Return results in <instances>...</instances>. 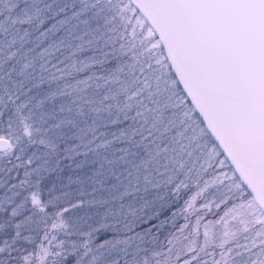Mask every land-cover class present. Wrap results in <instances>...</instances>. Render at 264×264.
<instances>
[{
  "label": "snow or ice",
  "instance_id": "1",
  "mask_svg": "<svg viewBox=\"0 0 264 264\" xmlns=\"http://www.w3.org/2000/svg\"><path fill=\"white\" fill-rule=\"evenodd\" d=\"M0 264H264V0H0Z\"/></svg>",
  "mask_w": 264,
  "mask_h": 264
}]
</instances>
